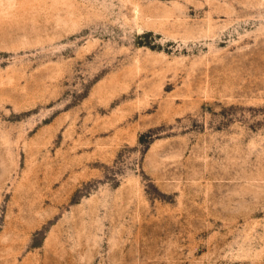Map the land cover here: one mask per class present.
<instances>
[{"label": "rangeland", "instance_id": "rangeland-1", "mask_svg": "<svg viewBox=\"0 0 264 264\" xmlns=\"http://www.w3.org/2000/svg\"><path fill=\"white\" fill-rule=\"evenodd\" d=\"M0 264H264V0H0Z\"/></svg>", "mask_w": 264, "mask_h": 264}]
</instances>
